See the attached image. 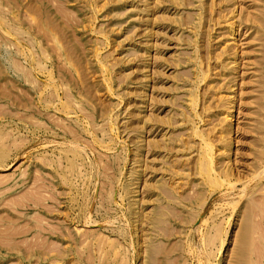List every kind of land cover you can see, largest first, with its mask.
Here are the masks:
<instances>
[{
  "label": "rangeland",
  "instance_id": "374dc122",
  "mask_svg": "<svg viewBox=\"0 0 264 264\" xmlns=\"http://www.w3.org/2000/svg\"><path fill=\"white\" fill-rule=\"evenodd\" d=\"M263 3L0 0V264H264Z\"/></svg>",
  "mask_w": 264,
  "mask_h": 264
},
{
  "label": "bare ground",
  "instance_id": "6f19581e",
  "mask_svg": "<svg viewBox=\"0 0 264 264\" xmlns=\"http://www.w3.org/2000/svg\"><path fill=\"white\" fill-rule=\"evenodd\" d=\"M264 4V3H263ZM263 15V14H262ZM237 16V15H236ZM236 16H233V17H231V19L230 20H232V21H229V19H226L225 21H224V23L222 22V29L223 28H225V26L224 25H227L228 26V32L229 33H231V35L233 36L232 38L235 40V42L238 40V38L239 37H237L239 34H240V32H241V30H239L240 29V27H242L243 26V23H245V21H243V20H241V19H238V18H236ZM229 21V25L228 24H225L226 22H228ZM258 25H259V28L260 29H264V19L263 20H260V21H258ZM257 24V23H256ZM255 25V24H254ZM227 26H226V28H227ZM237 28H238V33H237ZM250 29V28H249ZM239 41V40H238ZM240 41H241V39H240ZM234 48L235 49H233L234 51H233V54H232V57H233V55H235L236 56V54H237V49H236V47L234 46ZM235 53V54H234ZM225 54H227V52L225 53ZM231 55V54H230ZM233 58H235V57H233ZM230 61V60H229ZM245 61V60H244ZM246 61H248V60H246ZM221 99V98H220ZM231 112H234L233 111V109L230 111V113ZM212 164V163H211ZM262 165V164H261ZM213 171V170H212ZM258 176V175H257ZM220 177V176H219ZM257 178V177H256Z\"/></svg>",
  "mask_w": 264,
  "mask_h": 264
}]
</instances>
